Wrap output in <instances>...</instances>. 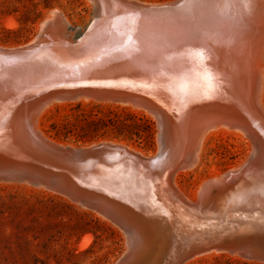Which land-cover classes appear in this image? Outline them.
Instances as JSON below:
<instances>
[{
  "label": "bare ground",
  "instance_id": "bare-ground-1",
  "mask_svg": "<svg viewBox=\"0 0 264 264\" xmlns=\"http://www.w3.org/2000/svg\"><path fill=\"white\" fill-rule=\"evenodd\" d=\"M88 1L92 16L78 35L71 36L62 12L51 8L38 21L48 29L47 53L35 49L23 60L0 62V162L55 174L65 184L71 173L73 189L100 195L136 217L158 245L170 247L172 262L199 242L264 236V194L251 188L215 195L205 211L175 198L195 202L196 194L190 199L178 189L176 176L196 166L204 140L217 131L231 130L249 142L248 154L231 168L249 157L264 164V0H180L173 7L150 0ZM74 89L129 94L153 104L159 134L164 125L161 155L145 165L126 157L65 165L29 147L38 134L75 145L40 129L41 113L58 100L30 103L43 93Z\"/></svg>",
  "mask_w": 264,
  "mask_h": 264
},
{
  "label": "rangeland",
  "instance_id": "rangeland-1",
  "mask_svg": "<svg viewBox=\"0 0 264 264\" xmlns=\"http://www.w3.org/2000/svg\"><path fill=\"white\" fill-rule=\"evenodd\" d=\"M33 1L39 2L37 10L40 12L33 21L24 22L21 11L0 18V26L16 30L15 34L0 32V45L26 42L37 31L40 17L51 8L62 12L71 36L73 33V36L78 35L92 16V6L88 0H47V7L42 6V0ZM10 21L12 24L8 25ZM77 103L80 104L79 109L74 108ZM131 106L111 100L58 101L41 113L39 125L46 136L58 142L83 144L107 139L125 143L142 154L151 155L156 144L155 120L143 109ZM123 110L137 116L144 114L151 123L149 134L143 139H136L134 135L127 138L108 133L95 140L72 142L56 137L52 131V127L60 128L73 123L82 113L96 118L108 111ZM232 133L231 130H221L210 135L203 142L196 166L178 172L176 184L184 197L193 199L202 180L245 158L250 149L248 140ZM124 246L125 239L116 226L67 197L17 182H0V264H112ZM241 261L263 264L213 250L193 256L183 264H242Z\"/></svg>",
  "mask_w": 264,
  "mask_h": 264
},
{
  "label": "water",
  "instance_id": "water-1",
  "mask_svg": "<svg viewBox=\"0 0 264 264\" xmlns=\"http://www.w3.org/2000/svg\"><path fill=\"white\" fill-rule=\"evenodd\" d=\"M179 1L180 0H164L158 2L164 4L166 7H173L178 5ZM44 32L47 35L48 29L46 28V24L40 27L38 22L37 31L26 42L14 45H0V62L23 60L27 58L26 55L32 54L35 49H41L40 54L47 53L46 51L48 50L45 48L47 46V39L45 38L46 36H44ZM48 44H50L49 41ZM35 59H39V57L36 56L33 60L30 59V62L33 63L36 61ZM82 98L127 103L148 112L155 120L156 134L158 132L159 135L158 139H156L157 142L153 154L141 156L128 149L125 145L108 143L106 142L107 139L75 144L74 146H62L56 142L45 139L41 134H38L37 137H30L28 146L32 147V149L41 154L44 158L65 165L82 164L87 161V163H90L92 166H97L101 162L105 164L107 161L120 157H126L131 161L144 164V162L156 157V155H161L163 149L166 147V141L164 125L159 134L158 128L160 125L156 114L157 109L153 104L138 99L135 96L119 93H99L98 91L80 89L54 90L52 92L43 93L30 103L40 106L43 102L47 100L51 101L52 99L63 101L79 100ZM163 122L166 125L164 117ZM15 136L16 134L14 137ZM247 159L248 160H244L243 163L235 168L229 167L223 170L216 178L208 180L206 184H203L200 188L198 187L195 193L197 197L196 200L194 199L195 202L189 203L182 201L178 196L175 198L179 200L183 207L205 211L210 208L212 197L226 194L230 190L236 188H251L252 190L264 194V164L262 165V159H260V161H257L255 157H249ZM68 174H70L68 175L69 178L65 179L69 184H65L56 179L57 175L55 174L31 168L27 165L13 164L9 161L0 162V182L25 183L33 187H41L45 190L58 193L67 197L80 207L93 211L116 226L124 236L125 246L122 253L112 264H183V262L193 256L212 250L234 254L244 260L256 261L264 264V236L256 233L233 234L228 237L199 242L183 251L181 250V252L175 249L180 256L177 255L175 261L172 262V259L168 260L170 247L166 250L164 244L161 243L162 245H158L156 238L145 232L142 223L137 220L136 217L128 213L118 204L100 195L76 191L71 186L73 183H71V180L73 181V179H71V173ZM167 181V186L170 187V176H168Z\"/></svg>",
  "mask_w": 264,
  "mask_h": 264
},
{
  "label": "trees",
  "instance_id": "trees-1",
  "mask_svg": "<svg viewBox=\"0 0 264 264\" xmlns=\"http://www.w3.org/2000/svg\"><path fill=\"white\" fill-rule=\"evenodd\" d=\"M39 2L33 0H0V18L6 15H15L22 12L23 21H33L38 15L37 5ZM49 5L47 0H42V6ZM3 34H15L16 30L6 29L0 26ZM80 104L74 108L79 109ZM79 117V118H77ZM73 123L62 125L60 128L52 127L56 137L72 142H87L105 136L108 133H115L117 136L130 138L134 135L136 139H143L149 134L151 123L144 117V114L134 115L127 110L121 112L108 111L106 114L90 118L89 114L82 113L77 116ZM137 121V123L135 122ZM139 122V123H138ZM242 264H247L245 261Z\"/></svg>",
  "mask_w": 264,
  "mask_h": 264
}]
</instances>
